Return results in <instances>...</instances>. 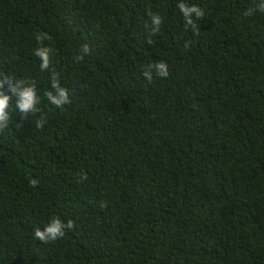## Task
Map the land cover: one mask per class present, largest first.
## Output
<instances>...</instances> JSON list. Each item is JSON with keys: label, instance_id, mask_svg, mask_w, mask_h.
<instances>
[{"label": "trees", "instance_id": "obj_1", "mask_svg": "<svg viewBox=\"0 0 264 264\" xmlns=\"http://www.w3.org/2000/svg\"><path fill=\"white\" fill-rule=\"evenodd\" d=\"M181 2L203 11L195 30ZM257 3L0 0V71L41 98L40 112L12 111L0 131V264H264ZM150 13L162 18L157 33ZM38 32L51 36L43 45L69 90L62 108L44 95ZM159 61L169 75L147 80ZM55 216L74 227L36 240Z\"/></svg>", "mask_w": 264, "mask_h": 264}, {"label": "clouds", "instance_id": "obj_2", "mask_svg": "<svg viewBox=\"0 0 264 264\" xmlns=\"http://www.w3.org/2000/svg\"><path fill=\"white\" fill-rule=\"evenodd\" d=\"M177 7L185 18L186 25L191 26L192 29L195 30L197 25L195 22L196 19L194 20L193 18V14H195L196 18H201L204 17L203 11L196 5L189 6L184 2L179 3ZM255 10L264 12V0H259V3L255 5ZM253 11L254 9L250 8L245 14L251 15ZM149 15L151 19L152 33L159 32L162 23L161 16L151 13ZM35 39L41 44L35 52V55L41 61V71L51 69V87L53 90L45 92L44 95L51 105L56 108H62L64 105L70 104L71 100L69 90L60 85L59 76L52 67V49L43 45V42L45 40H50L51 36L46 32H38L35 34ZM148 42L152 43V40L149 39ZM90 51L91 49L89 46L85 44L81 49V55L76 57V59L83 60L84 56L89 54ZM153 73L160 77H167L169 75L168 65L163 61L148 64L143 72L144 77L151 81ZM5 85L8 86V90L15 97L14 103L12 102V97L4 91ZM40 103L41 98L37 93L36 85L34 83H29L25 79H17L14 75L5 74L3 71H0V131L9 126L12 111L18 112L22 118L25 119L30 114L40 112V109L38 108ZM46 122V118L41 116L36 120V127L43 128ZM30 184L35 187L38 184V181L33 179L30 181ZM73 227L74 222L72 220H68L67 223H65L59 216H55L51 218L49 223H47L43 229L36 228L34 230V238L43 243L57 241L65 235L66 230H71Z\"/></svg>", "mask_w": 264, "mask_h": 264}]
</instances>
